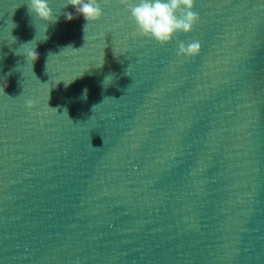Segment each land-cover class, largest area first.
I'll return each instance as SVG.
<instances>
[{"label":"water","instance_id":"95a60500","mask_svg":"<svg viewBox=\"0 0 264 264\" xmlns=\"http://www.w3.org/2000/svg\"><path fill=\"white\" fill-rule=\"evenodd\" d=\"M102 7L0 0V264H264V0H196L163 47Z\"/></svg>","mask_w":264,"mask_h":264},{"label":"clouds","instance_id":"9594fccd","mask_svg":"<svg viewBox=\"0 0 264 264\" xmlns=\"http://www.w3.org/2000/svg\"><path fill=\"white\" fill-rule=\"evenodd\" d=\"M109 2L110 0H66L64 8L71 6L75 10V15L68 11L61 14L68 22L77 16H82L85 21L83 27L85 33L90 23L98 22L103 18L104 8L102 5H107ZM119 2L126 7L129 19L134 23L137 34L156 41L162 47L170 44L177 33H191L200 21V16L195 11L196 0H119ZM28 11L30 16L47 25V30L49 25L58 23L61 15L54 13L50 0H28ZM30 43L31 41L23 45H30ZM200 51L201 45L198 41L177 42L176 55L178 57L195 58ZM23 55L27 61L32 62V66L39 59L36 46L26 48ZM102 67L103 65L100 68ZM113 80L114 75L108 74L101 82L102 87H108ZM72 82L74 80L64 83L65 87ZM87 92L88 89L85 88L81 99H87ZM28 106H32L31 101L28 102Z\"/></svg>","mask_w":264,"mask_h":264}]
</instances>
